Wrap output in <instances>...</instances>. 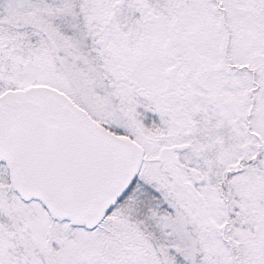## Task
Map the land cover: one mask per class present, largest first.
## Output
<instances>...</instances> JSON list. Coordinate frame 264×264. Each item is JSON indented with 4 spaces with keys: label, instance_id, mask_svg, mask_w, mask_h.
Returning <instances> with one entry per match:
<instances>
[{
    "label": "snow or ice",
    "instance_id": "obj_1",
    "mask_svg": "<svg viewBox=\"0 0 264 264\" xmlns=\"http://www.w3.org/2000/svg\"><path fill=\"white\" fill-rule=\"evenodd\" d=\"M0 264H264V0H0Z\"/></svg>",
    "mask_w": 264,
    "mask_h": 264
}]
</instances>
